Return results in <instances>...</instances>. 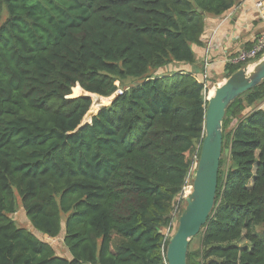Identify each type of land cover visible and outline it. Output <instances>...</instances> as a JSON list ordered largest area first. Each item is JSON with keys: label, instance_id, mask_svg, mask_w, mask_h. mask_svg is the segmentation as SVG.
<instances>
[{"label": "trees", "instance_id": "16d2710c", "mask_svg": "<svg viewBox=\"0 0 264 264\" xmlns=\"http://www.w3.org/2000/svg\"><path fill=\"white\" fill-rule=\"evenodd\" d=\"M237 5L0 0V264H168L208 104L183 66L207 19ZM243 68L228 64L225 79ZM118 90L83 125L92 98L73 96ZM21 211L41 238L17 225ZM196 237L187 264H264V81L227 110L215 206Z\"/></svg>", "mask_w": 264, "mask_h": 264}, {"label": "water", "instance_id": "95a60500", "mask_svg": "<svg viewBox=\"0 0 264 264\" xmlns=\"http://www.w3.org/2000/svg\"><path fill=\"white\" fill-rule=\"evenodd\" d=\"M263 81L264 58L250 68L246 67L235 72L216 88L211 98L207 99L205 135L193 192L186 200L177 230L168 244V264H187L190 241L207 225L213 212L223 151V122L228 108L240 96ZM82 97L92 98L91 95Z\"/></svg>", "mask_w": 264, "mask_h": 264}, {"label": "crops", "instance_id": "0c3cea01", "mask_svg": "<svg viewBox=\"0 0 264 264\" xmlns=\"http://www.w3.org/2000/svg\"><path fill=\"white\" fill-rule=\"evenodd\" d=\"M264 33V22L260 20L252 0H238V5L221 18H208L202 38V46H195L196 62L183 66L189 74L200 76L204 61H209V95L225 82L228 59L252 47L255 38ZM210 84V85H209Z\"/></svg>", "mask_w": 264, "mask_h": 264}, {"label": "built area", "instance_id": "2783aa9c", "mask_svg": "<svg viewBox=\"0 0 264 264\" xmlns=\"http://www.w3.org/2000/svg\"><path fill=\"white\" fill-rule=\"evenodd\" d=\"M252 2L255 5V8L258 12L259 18L261 21L264 22V0H252ZM264 58V33L259 35L257 38H255L254 43L250 49H246L241 51L236 57L230 58L227 60L230 64L233 65H245L247 67H252L256 62H258L260 59ZM204 70L202 72L203 79H197L200 84L203 85L205 97L208 98L209 93V87H208V78H209V72L208 68L210 66L208 59L206 58L204 61ZM197 78V77H196ZM123 91L118 90L115 95H122ZM199 159L198 156H195L194 162L190 168V171L188 173L186 184L183 187L182 192L180 193L178 206L181 205V203L186 204L187 198L192 194L193 192V183L195 180L196 172L199 165ZM186 206V205H185ZM182 214V213H181ZM179 207H176L173 218L171 221V224L169 228L167 229L166 237H169L170 231L172 227L178 226L179 218L181 216Z\"/></svg>", "mask_w": 264, "mask_h": 264}, {"label": "rangeland", "instance_id": "374dc122", "mask_svg": "<svg viewBox=\"0 0 264 264\" xmlns=\"http://www.w3.org/2000/svg\"><path fill=\"white\" fill-rule=\"evenodd\" d=\"M173 73V72H172ZM135 82H136V84L135 85H139L140 83H139V81H136V80H134ZM130 85V84H129ZM134 85V86H135ZM73 95H74V92H73ZM80 96H85L84 94L83 95H76L75 94V96H73L74 98L75 97H80ZM208 96H210L209 94H208ZM207 96V97H208ZM114 98L115 97H110V99H102V98H100V97H98V98H96L95 99V97H93L92 96V101H93V104H94V106H92V108H91V110L89 111V113H88V115L85 117V119H84V121H83V124H86V123H89L90 121H91V118L92 117H94L99 111H100V109L102 108V107H107V106H109L112 102H113V100H114ZM179 200V197H178V199H177V201ZM184 209H185V207H184ZM13 219L16 221V223H17V225L20 227V228H26V229H29V230H31V228H30V224H28L27 225V219H26V216H25V214H24V212L23 211H21V213H19L18 215H16V216H13ZM29 223V222H28ZM176 230H177V228H176ZM176 230H175V232H176ZM31 231H33V229L31 230ZM33 233L37 236V237H40L41 238V234H39V233H37L36 231H33ZM166 233H167V231H166ZM165 233V234H166ZM175 234V233H174ZM168 238H172L171 236H170V234H169V237ZM61 240H62V238H60V239H57V240H54V241H56L57 243H54V247L56 248L57 246H62L61 245ZM199 240H200V238L199 237H196V238H194L193 239V241H192V244H191V248L193 249V250H195V249H197L198 247H199ZM53 241V240H52ZM246 244H248V243H246V242H241L240 243V247H242V248H244L245 246H246ZM58 248V247H57Z\"/></svg>", "mask_w": 264, "mask_h": 264}, {"label": "clouds", "instance_id": "9594fccd", "mask_svg": "<svg viewBox=\"0 0 264 264\" xmlns=\"http://www.w3.org/2000/svg\"><path fill=\"white\" fill-rule=\"evenodd\" d=\"M261 60V59H260ZM257 63V62H256ZM255 63V64H256ZM247 67V66H246ZM248 68H250V67H248ZM196 77V76H195ZM116 95H114L113 97H115ZM98 97V96H97ZM208 98H209V96H208ZM208 98H206V100L208 99ZM93 106H94V104H93ZM178 227V226H177Z\"/></svg>", "mask_w": 264, "mask_h": 264}, {"label": "bare ground", "instance_id": "6f19581e", "mask_svg": "<svg viewBox=\"0 0 264 264\" xmlns=\"http://www.w3.org/2000/svg\"><path fill=\"white\" fill-rule=\"evenodd\" d=\"M215 93V92H214ZM214 95V94H213ZM213 95L210 94L209 98H211Z\"/></svg>", "mask_w": 264, "mask_h": 264}]
</instances>
